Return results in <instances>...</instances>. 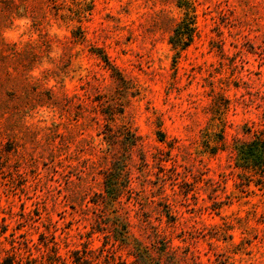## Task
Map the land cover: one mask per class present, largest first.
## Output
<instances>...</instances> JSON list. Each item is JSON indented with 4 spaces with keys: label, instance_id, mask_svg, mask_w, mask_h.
I'll return each mask as SVG.
<instances>
[{
    "label": "rangeland",
    "instance_id": "1",
    "mask_svg": "<svg viewBox=\"0 0 264 264\" xmlns=\"http://www.w3.org/2000/svg\"><path fill=\"white\" fill-rule=\"evenodd\" d=\"M134 246L264 264V0H0V264Z\"/></svg>",
    "mask_w": 264,
    "mask_h": 264
},
{
    "label": "trees",
    "instance_id": "2",
    "mask_svg": "<svg viewBox=\"0 0 264 264\" xmlns=\"http://www.w3.org/2000/svg\"><path fill=\"white\" fill-rule=\"evenodd\" d=\"M195 30V27L193 26V23L191 22V20H184L182 22H180L177 27L174 29V35L171 37V42L173 43V45H175V47H185L187 46L191 40H192V35L193 32ZM122 229H125V227L123 226ZM124 233H127V230H124ZM109 235H107V238ZM124 236V238H122V240L125 239L124 234H122V237ZM108 243V242H106ZM163 248H159V254L164 255V253L169 254L170 250H168L167 252L165 251V246H162ZM130 254L133 256V260L127 264H173L174 261L171 260V263L168 262L169 260H167L166 262H164L162 259H160V257H152L151 253L148 252V250L145 248H140L139 246H134L131 249ZM171 257V255H170Z\"/></svg>",
    "mask_w": 264,
    "mask_h": 264
}]
</instances>
